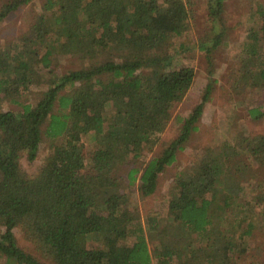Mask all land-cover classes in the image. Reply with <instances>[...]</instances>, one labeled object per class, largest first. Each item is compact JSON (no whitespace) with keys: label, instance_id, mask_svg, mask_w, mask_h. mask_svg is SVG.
Returning <instances> with one entry per match:
<instances>
[{"label":"trees","instance_id":"trees-1","mask_svg":"<svg viewBox=\"0 0 264 264\" xmlns=\"http://www.w3.org/2000/svg\"><path fill=\"white\" fill-rule=\"evenodd\" d=\"M33 1L0 0V22ZM196 1L45 0L28 31L0 47V264H243L256 230L263 251L264 132L217 136L181 166L164 210L143 217L139 208L214 92L210 77L177 118L178 135L147 159L196 79L192 41L182 39ZM249 2L230 80L237 92L264 87V1ZM206 9L212 26L199 41L212 62L226 0ZM65 57L79 66L61 73ZM7 101L22 108H1ZM251 105L250 118H263V105ZM44 145L43 166L25 176L21 159L36 160Z\"/></svg>","mask_w":264,"mask_h":264},{"label":"rangeland","instance_id":"rangeland-1","mask_svg":"<svg viewBox=\"0 0 264 264\" xmlns=\"http://www.w3.org/2000/svg\"><path fill=\"white\" fill-rule=\"evenodd\" d=\"M44 1L34 0L0 22V47L11 40L21 37L28 31L30 24L36 17V13L40 10V5ZM207 1H196L192 8L194 10L191 12V27L182 36L184 41H192L193 44L186 51V57L191 59L196 67L197 75L195 82L185 98L173 107L170 123L165 131L160 134L161 142L157 149L148 155L147 159L158 155L163 149V143L178 135L180 124L177 122V118L179 115H187L192 110L194 105L199 101L210 77L216 79L214 92L211 100L205 106L202 119L199 123V129L193 133L190 141L187 143V147L179 151L177 162L169 166L161 174L155 194L138 198L139 208L143 217L148 210L161 212V210L165 209L176 173L180 170L181 166H186L190 161H195L196 152L214 144L217 136H229L230 131L234 127L239 129L247 128L251 133L264 132V117L252 119L248 113L249 107L252 106L251 104L258 103L264 107V87L261 91L237 92L230 81L231 74L234 68L237 67L235 53L238 50L237 43L242 39L246 30L245 21L249 17L248 9L250 2L249 0H226V35L223 36L220 46L212 53V62H210L206 50L200 47L199 41L201 37L207 35L212 26L210 19H208ZM79 64L78 58L65 57L61 62L60 72L66 73L67 70L74 69ZM1 108L19 110L22 106L7 101L1 104ZM46 149L47 145H44L39 152L38 158L34 161H30L26 156H23L21 159V171L25 176H32L38 173L43 166ZM87 170L85 169L82 174H79L80 179L87 178ZM262 171L264 172V168H262ZM15 232L19 244L23 248L35 255H39L33 245L26 240L20 228H16ZM260 234V230L255 231L254 238L257 239L256 247L251 250L249 255H245L248 258L246 261L244 260L243 264L259 263V259L264 257V249L259 253L256 252L257 247L263 242L262 237H259ZM44 259L46 260V258Z\"/></svg>","mask_w":264,"mask_h":264}]
</instances>
